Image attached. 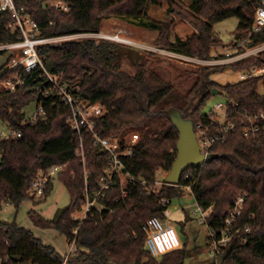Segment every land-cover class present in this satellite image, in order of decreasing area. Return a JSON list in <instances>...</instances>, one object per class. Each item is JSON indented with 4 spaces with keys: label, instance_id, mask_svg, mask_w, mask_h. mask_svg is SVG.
I'll use <instances>...</instances> for the list:
<instances>
[{
    "label": "trees",
    "instance_id": "1",
    "mask_svg": "<svg viewBox=\"0 0 264 264\" xmlns=\"http://www.w3.org/2000/svg\"><path fill=\"white\" fill-rule=\"evenodd\" d=\"M62 1L69 4L67 11L46 7L45 0H19L18 4L29 8L42 36L98 32L102 20L111 16L139 19L140 25L158 31L157 47L204 59L211 58L212 51L219 55L217 50L224 46L213 33L212 24L237 17L234 37L244 38L251 29L256 7L251 0H188L185 7L178 0ZM162 1H167L169 10L192 24L196 32L185 39L172 37L169 23L148 17V7ZM9 19L0 17V43L20 39L17 30L7 28ZM251 39V44L263 41L264 31ZM38 52L42 67L30 72L0 64V81L16 72L20 79L14 90L0 89V120L21 130L20 137L0 138V210L5 203L17 207L36 198L31 190L38 174L52 165L65 164L56 177L69 192V204L51 219L35 212L31 217L42 227L61 231L68 244L78 227L77 251L67 264H185V247L154 255L146 246L143 224L152 216L164 217L168 206L161 199L171 201L189 185L198 206L203 210L212 207L206 224L217 231L223 227L226 212L236 197L246 193L244 210L237 220L240 232L225 251L216 254L217 262L213 264H264V129L246 138L242 134L243 122L238 123L224 142L212 147L216 158L187 168L177 184L166 182L156 193L146 190L154 183L157 170L168 171L176 157L179 133L169 118V108L179 109L193 125L199 121L210 123L212 113L202 108L216 88L226 101L238 103L236 108H229V113L264 111V96L258 92L260 78L224 84L211 78L229 67L237 70L264 63V50L239 63L185 69L195 79L183 91L163 77L151 59L128 45L86 37L43 44ZM125 59L134 66L133 74L123 69ZM48 74L68 85L76 98L105 106L106 113L96 120V131L101 136H123L128 129L139 131L137 144L124 158L123 174L114 175L108 188L97 196L101 211L81 221L72 214L84 202L85 187L91 198L99 190L108 153L94 143L91 133L85 132V165L74 154L79 139L66 122L70 107L52 89ZM33 100L42 104L43 113L30 122L23 109ZM211 123L214 129L216 124ZM186 174L189 176L185 179ZM51 180L40 200L48 195ZM123 187L127 190L124 197ZM243 237L245 243H241ZM168 249L172 248L160 251ZM0 264H63V255L44 245L29 230L14 222L0 221Z\"/></svg>",
    "mask_w": 264,
    "mask_h": 264
},
{
    "label": "built area",
    "instance_id": "2",
    "mask_svg": "<svg viewBox=\"0 0 264 264\" xmlns=\"http://www.w3.org/2000/svg\"><path fill=\"white\" fill-rule=\"evenodd\" d=\"M256 4L255 15L252 21L251 29L248 35L244 38L236 39L232 45L224 47L219 55L214 54L209 59L199 58L196 56H188L181 53L172 51H160L167 55L169 58L173 57L178 61L184 63H190L193 65H210V64H230L239 63L246 59L257 57L259 53L264 50V40L251 44V38L253 35L264 31V0H251ZM19 0H0V17L5 15L9 17L7 22V28L13 32L18 31L20 39L12 40L8 42L0 43V51L9 52L11 57L10 60H6L4 63L7 64L8 68H23L24 71L30 72L37 67H42L41 57L38 52V47L43 44L55 43L65 40H74L77 38L93 37L96 40H106L110 42L120 44H136L127 38L121 36L122 29H118L115 33H104V32H80L65 34L59 36H42L39 34L37 22L31 17L30 10L26 5L18 4ZM46 7H51L61 11H67L69 4L62 0H45ZM144 49L145 46L142 45ZM152 50V49H150ZM156 52H159L155 50ZM236 72V81H243L248 79H259V94L264 96V63L252 64L242 69L234 70ZM48 79L51 82L52 89L59 95H62L66 103L70 107V112L66 118V122L71 130L78 135V146L76 147L74 154L79 157L85 165V156L83 150V134L89 132L93 136V141L96 145L100 146L105 150L107 155V167L104 175L102 176L99 183V190L91 198L85 187L84 191V202L78 210V215L74 213L72 217L78 220H84L92 218L95 211L100 212L102 206L97 200L98 195H102L103 191L108 188L109 181L114 175L123 174L125 169L124 158L129 156L132 152L133 147L139 140L138 132H131L128 134L115 135L111 137L101 136L96 131L97 118L106 113V108L97 102H92L83 98H76L69 86L66 84H60L55 76L48 74ZM20 82L17 72L11 75L9 78L0 81V89L14 90L16 85ZM48 90L45 91L47 93ZM238 103L235 101H224L218 102L214 105V109L218 112L210 111V123H204L202 121L197 122L193 125L194 133L200 151L204 154L211 152L214 145L220 142H224L227 135L232 129L237 126L238 123L243 122L242 134L246 138H251L259 131L264 129V111L252 112H233L229 113V108H236ZM43 113L42 104L37 105V109L34 115L30 116L28 120L34 122L38 115ZM216 124V127H212V123ZM11 133L8 137H20L21 130L11 128ZM65 164H55L47 168L45 171H41L37 178L32 184V194L35 196H41L44 194L47 183L57 176L62 171ZM87 171L85 170V173ZM189 174H186L184 178H188ZM141 183L147 186L145 179H140ZM164 180H156L153 184H149L146 187L148 193H156L158 189L165 184ZM184 188L190 190V186H184ZM127 193V190L122 188V197ZM247 194L243 193L236 197L233 206L226 212V216L223 219V227L217 231H211V245L212 252L216 255L218 252L225 251L227 246H230V242L237 237L240 232V227L237 226V220L244 210V205L247 200ZM168 207L170 200L167 198L161 199ZM168 207L164 211V218L168 214ZM212 210V207L209 208ZM197 211L201 213L204 210L197 205ZM163 218V219H164ZM163 219L158 216H152L148 218L143 224V229L146 233L145 243L152 254L158 255L161 251L158 250L156 243V236L160 235L166 228ZM78 228V227H77ZM77 228L73 231V236L70 243L68 244V250L63 255V264H67L69 257L77 251L75 245V236ZM246 232H249L248 228H245ZM246 238H241V243H245Z\"/></svg>",
    "mask_w": 264,
    "mask_h": 264
},
{
    "label": "rangeland",
    "instance_id": "3",
    "mask_svg": "<svg viewBox=\"0 0 264 264\" xmlns=\"http://www.w3.org/2000/svg\"><path fill=\"white\" fill-rule=\"evenodd\" d=\"M178 3L183 7L188 6V0H178ZM147 16L156 20L165 21L171 25L172 37L178 36L185 39L196 32L195 27L187 20L181 18L174 11L169 10L167 1H162L159 5H150L147 10ZM139 19L119 18L111 16L104 18L101 22L98 32L115 33L118 29H122L121 36L129 39L136 44H124L137 49L145 57L151 59L157 65V71L163 77L169 79L179 87L182 91L186 90L194 81L195 76L187 73L185 69H194L197 67L193 64L178 61L173 57L169 58L167 55L160 51L167 49L159 48L156 46L157 30L150 29L140 25ZM238 26L237 17H229L212 24L213 33L223 43V48L231 46L235 42V31ZM81 39V38H77ZM95 39V38H94ZM97 39V38H96ZM95 39V40H96ZM76 40V39H74ZM143 46L146 47L144 49ZM223 48L217 51L222 52ZM152 49V50H150ZM155 50L159 51L156 52ZM169 51V50H168ZM149 52L155 53L150 55ZM214 52V53H213ZM216 54V51H212ZM212 54V55H213ZM10 53H0V64H3L8 58ZM200 66V65H198ZM123 69L128 73H134V66L128 59L123 61ZM211 78L221 84L236 81V72L226 68L222 72H217L211 75ZM225 98L217 93L211 99L207 100L202 108V111L209 113L210 111L218 112L213 107L218 102H224ZM37 109L35 100L31 101L23 109L26 117L34 115ZM11 128L0 120V138H6L11 133ZM138 132L137 129H128L126 134L131 132ZM168 171L158 169L156 172V180H165ZM51 189L45 199L40 200L39 196L36 198L23 201L19 206L15 207L10 203H5L0 210V221L7 223H16L18 226L29 230L36 238L44 245L52 246L56 251L65 255L68 250V243L64 234L55 228L42 227L34 222L31 217V212H35L45 219H51L56 216L58 211L65 208L70 201V195L65 186L55 176L52 180ZM183 193L174 197L170 201L168 207V214L163 219L166 225L165 230L158 236L156 241L161 242L159 251L164 248H172L181 245L186 249L185 264H213L216 263V255L212 252L211 245V231L206 224V218L211 214L208 208L203 213L197 211L196 201L189 189L183 187ZM78 215V211L74 212ZM173 246V247H172Z\"/></svg>",
    "mask_w": 264,
    "mask_h": 264
},
{
    "label": "water",
    "instance_id": "4",
    "mask_svg": "<svg viewBox=\"0 0 264 264\" xmlns=\"http://www.w3.org/2000/svg\"><path fill=\"white\" fill-rule=\"evenodd\" d=\"M218 89H212L214 94L218 93ZM169 118L179 133L176 144V157L167 172L165 182L177 184L180 181L182 173L189 167H198L205 162H209L216 158L217 154L210 152L204 154L200 151V146L196 139L193 121L184 117L182 112L177 108H169L167 110Z\"/></svg>",
    "mask_w": 264,
    "mask_h": 264
},
{
    "label": "bare ground",
    "instance_id": "5",
    "mask_svg": "<svg viewBox=\"0 0 264 264\" xmlns=\"http://www.w3.org/2000/svg\"><path fill=\"white\" fill-rule=\"evenodd\" d=\"M156 243H157V247H158V250H159V247L161 246V242H157L156 241Z\"/></svg>",
    "mask_w": 264,
    "mask_h": 264
},
{
    "label": "crops",
    "instance_id": "6",
    "mask_svg": "<svg viewBox=\"0 0 264 264\" xmlns=\"http://www.w3.org/2000/svg\"><path fill=\"white\" fill-rule=\"evenodd\" d=\"M180 247H181V245L179 244V246H177L176 249H178V248H180ZM59 253H60V252H59ZM61 254H62V253H61Z\"/></svg>",
    "mask_w": 264,
    "mask_h": 264
}]
</instances>
